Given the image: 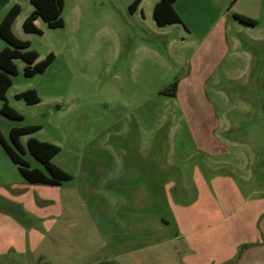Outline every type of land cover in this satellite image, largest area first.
<instances>
[{
    "label": "rangeland",
    "instance_id": "1",
    "mask_svg": "<svg viewBox=\"0 0 264 264\" xmlns=\"http://www.w3.org/2000/svg\"><path fill=\"white\" fill-rule=\"evenodd\" d=\"M15 1L22 7L16 36L31 43L39 61L50 53L56 60L32 78L25 75L26 63L17 60L19 74L12 77L7 100L24 120L4 116L0 100V131L12 145V128L40 126L22 138L23 145L30 138L58 145L61 152L53 162L72 179L60 186L30 184L0 143V185L25 206L33 197L39 208L50 207L40 214L42 219L23 211L9 195H0V213L16 216L36 242L16 245L25 252L16 248L11 255H0V264H50L49 255H57L58 245L41 244L40 235L47 226H56L62 201L99 207L107 214L124 206L130 217L144 222L150 244L207 227L204 234L179 238L183 264H196L188 262L194 255L188 245L205 237L219 238V246L222 239L228 241L225 255L232 251L234 260L263 239L264 0H238L229 9L231 0L204 11L193 35L180 24L156 25L153 10L160 0H145L134 14L130 6L135 0H66L65 27L50 29L40 18L42 34L27 33L22 21L34 6L30 0ZM7 9H0V20ZM236 11L252 15L257 25L241 23L234 18L241 15ZM0 44L9 46L1 38ZM28 89L40 91L41 103L29 105L15 97ZM24 158L45 171L29 152ZM42 188L48 191L40 192ZM112 189L124 190L128 200L109 196ZM141 198L145 210L138 216ZM194 202L188 225L179 206ZM155 215L168 221L163 234ZM136 222H130V229ZM114 226L120 230V224ZM12 230L1 228L0 233L10 236ZM233 243L239 245L230 250ZM165 245L148 248L146 264H153L155 253L164 259ZM210 253V264H219L218 250ZM250 253L260 257L250 251L245 258Z\"/></svg>",
    "mask_w": 264,
    "mask_h": 264
},
{
    "label": "crops",
    "instance_id": "2",
    "mask_svg": "<svg viewBox=\"0 0 264 264\" xmlns=\"http://www.w3.org/2000/svg\"><path fill=\"white\" fill-rule=\"evenodd\" d=\"M144 1L145 0H143V2ZM160 1H158L157 3H159ZM230 1L231 0L229 1L228 0H177L174 4V8L178 12V14L180 15L184 23V25L183 24H180V25L184 26V30L187 33H189L190 35H193L194 33L197 32V30L195 29L196 21L197 22L199 21V17L203 16L204 11H208V10L211 11L212 9L217 8L216 6H219V7L221 6L222 8V6L224 7ZM255 1L258 2V4L262 3V0H255ZM238 2L235 5V8L239 5ZM142 3L140 7L142 6ZM17 4H19L18 1L11 0V2L8 4L7 12L3 16V18L0 20V24L3 21L4 17L7 15V13L12 9V7H14ZM232 7L230 6L229 9H231ZM34 10L35 8L33 7V10L31 11V13ZM236 12L240 13L241 15L247 16V17L248 16L253 17L252 15L244 13V12H240V11H236ZM29 15H27L23 19L22 24H24L25 20L27 19ZM18 19L19 17L17 18L14 24V27H13L15 32H16L15 27L18 22ZM36 23H38V20ZM159 28H162V27H159ZM235 45L240 46L239 40L235 39ZM6 47H7L6 45L0 44V52L3 51ZM25 67L26 66H24V70H25ZM28 90H32V89H28ZM34 90H36L37 93L40 94L39 90L37 89H34ZM5 187L6 185H0V195H2L3 193L5 195H9L11 198H13V201L15 202V204L22 207L21 209H23V211L25 212L29 211L30 214L37 213L38 217H40V214L44 215V213L49 212L50 207L42 206L41 208H39L37 205L38 201L35 202L33 197L31 199L30 206L28 205L25 206L22 203L23 201H18L19 199L15 195L4 190ZM45 191H48V190H45L44 188H42L40 192H45ZM111 191H110L111 193L109 196L120 195L122 200H128L129 196L125 194L124 190L119 191V190L112 189ZM137 193L140 195L139 191H137ZM143 195H146V194L142 192V196ZM144 200L145 198H141V201L137 200L138 209L136 210V213L138 216L140 214L141 215L144 214V210H145ZM65 204H63V201L61 203L60 202L58 203L57 217L53 221V223H56V226H54L55 225L54 224L52 229L50 228V226H47L46 232L43 233V235H40L42 239L41 244L53 246V244L56 245L57 243L58 245L57 255H53L54 253L52 255H49V260H51L50 264H146L147 262L145 258V252L147 251V249L155 248V247L160 248L161 245H165V244H166L165 246L168 245V248H166L167 253L164 255V259H162L161 253L159 254L155 253L154 258L152 259L153 261L152 263L161 264L162 261L165 260L169 264H183V262L179 258V252H178V247H177L179 238H189L191 236H194L200 233L204 234V232L208 231L207 227L202 228L201 229L202 231H192V232L185 231V232H182L181 234L177 233L174 237L170 236L168 239H165L164 242L155 241L150 244V243L145 242L146 227L144 225V222L140 224V217H137V218H134L133 216L130 217L126 213L125 211L126 208L124 209V206L121 208V210H118V211H116L113 207L111 208V211H109L107 214V212L106 213L102 212V210H100L99 207L95 209L93 208L89 209V206L86 207V206L78 205L77 207L76 204L74 205L72 204L65 205ZM194 204L195 202L193 204L192 203L187 204L186 206H183V207L179 206L180 210L184 212V216L186 215L185 216L186 223L193 222L192 216H188V211L196 207L198 202L196 203V205ZM112 212H113V215L115 213V218L111 216ZM116 213L118 214L122 213V214L117 217ZM132 220L133 221L136 220L137 222L134 225V227L131 226V229H130V222ZM153 220L157 224V227L160 233L166 231V228H165L166 226L164 225L165 223H168L166 219L161 218L158 215H155L153 216ZM114 223L120 224L119 231L115 230ZM103 227L105 228L104 233L102 230ZM213 227L215 228V224H213ZM1 228L3 229L10 228V229H13L12 231L14 232L10 236L7 235L6 232L0 233V234H4L0 236V255L1 256H5L8 254L11 255L12 250L15 251V249L17 248L16 245H25L28 243L36 244V242H32V239L34 238L32 236L33 234L29 235V233H27L26 231H23V227L19 223L16 216H13L11 214H1L0 213V229ZM20 230L22 234L21 236H18L17 232ZM216 235H218V232L216 233ZM262 235L264 236V233H262ZM219 241L220 239L217 237H213V238L205 237L201 239L200 243L190 242V244L188 245V249L194 255L189 257L188 262H190L191 260V263L195 261L196 264H210L211 262L210 250L214 249L215 251L218 250L219 254H221V258L218 259L219 264H264V237L263 239L257 242L255 241V243H253L254 245L252 247H248L246 252L243 253L242 256H240L237 260H234L235 257H233L234 255H232V251L230 255L229 254L228 256L225 255L227 251L226 246L229 244L228 241L226 240L224 241V239H222V241L225 244L223 243L221 244V246H219L220 244L218 245V243H220ZM238 245L239 244L237 243L230 244V248H231L230 250H232V248L237 249ZM12 247H14V249ZM197 249L201 250L200 252L201 255H198L199 252L197 251L199 250ZM16 250L17 251L20 250V252H25L24 249L17 248ZM41 250L45 252V249H41ZM53 250H54V247H53ZM250 251L259 252L260 257H258V259L254 258L253 254L250 253V255L252 256L245 258V256L249 254ZM45 255L47 254H43L41 257L43 258L45 257ZM37 258H38V255H36L33 259L36 260Z\"/></svg>",
    "mask_w": 264,
    "mask_h": 264
},
{
    "label": "trees",
    "instance_id": "3",
    "mask_svg": "<svg viewBox=\"0 0 264 264\" xmlns=\"http://www.w3.org/2000/svg\"><path fill=\"white\" fill-rule=\"evenodd\" d=\"M177 0H161L156 4L153 11V18L159 27L167 25L183 24V21L174 8ZM237 0H233L232 5ZM11 0H0V9L7 6ZM66 0H31L35 10L27 17L23 24V28L27 33L42 34L41 29L37 26V20L40 18L47 24L50 29H60L65 27L63 11ZM143 0H135L130 6V11L134 14L140 7ZM22 13V7L17 4L7 13L0 24V38L8 43L3 51L0 52V100L4 102L1 113L13 120L22 121L24 116L12 108L7 100V94L13 86V76L19 74L17 60H23L26 63L25 75L28 78L43 74L53 64L56 59L54 53H50L45 59L39 61L40 55L37 51L31 49V43L24 41L14 33V24ZM234 18L248 25H257V21L253 18L234 14ZM175 95L178 84L172 86ZM19 100H25L29 105H37L41 102V98L36 90H28L16 95ZM41 130L40 126H24L14 127L10 131V145L2 132L0 131V143L11 161L18 166L23 178L30 184H39L47 186H60L64 182L72 179V176L65 170L54 164L53 159L61 152L58 145L39 141L30 138L26 147L22 143L24 136L31 135ZM29 152L43 166L45 171L38 168H32L29 161L24 156Z\"/></svg>",
    "mask_w": 264,
    "mask_h": 264
}]
</instances>
